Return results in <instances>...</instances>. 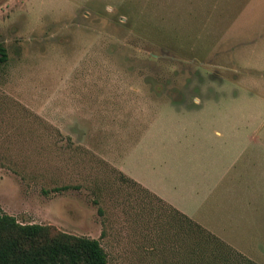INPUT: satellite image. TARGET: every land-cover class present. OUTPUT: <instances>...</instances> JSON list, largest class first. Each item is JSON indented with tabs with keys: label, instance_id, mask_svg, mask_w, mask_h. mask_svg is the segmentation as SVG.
<instances>
[{
	"label": "rangeland",
	"instance_id": "1",
	"mask_svg": "<svg viewBox=\"0 0 264 264\" xmlns=\"http://www.w3.org/2000/svg\"><path fill=\"white\" fill-rule=\"evenodd\" d=\"M0 45L3 214L108 264H264V0H0Z\"/></svg>",
	"mask_w": 264,
	"mask_h": 264
},
{
	"label": "trees",
	"instance_id": "2",
	"mask_svg": "<svg viewBox=\"0 0 264 264\" xmlns=\"http://www.w3.org/2000/svg\"><path fill=\"white\" fill-rule=\"evenodd\" d=\"M7 62V52L0 45V67ZM174 212L198 229L201 238L204 233L217 239L177 210ZM0 264H108V260L97 240L61 233L52 226L21 224L0 210Z\"/></svg>",
	"mask_w": 264,
	"mask_h": 264
},
{
	"label": "crops",
	"instance_id": "3",
	"mask_svg": "<svg viewBox=\"0 0 264 264\" xmlns=\"http://www.w3.org/2000/svg\"><path fill=\"white\" fill-rule=\"evenodd\" d=\"M143 185L149 189L152 193L156 194V196H158L160 199H162L163 201H166L168 204H170L174 209H176L177 211H179L182 215H184L185 217H188V214H186L187 212H184V210L180 209V207H177V205L175 203H173L172 201H170L168 198H166V196H162L163 194L159 193L158 191H156L154 188H152L150 185L143 183ZM192 220V218H189Z\"/></svg>",
	"mask_w": 264,
	"mask_h": 264
}]
</instances>
